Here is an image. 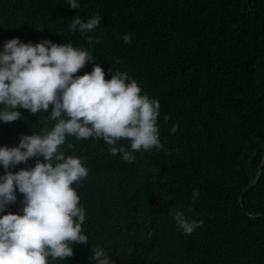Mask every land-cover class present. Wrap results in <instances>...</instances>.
Wrapping results in <instances>:
<instances>
[{
  "label": "trees",
  "instance_id": "16d2710c",
  "mask_svg": "<svg viewBox=\"0 0 264 264\" xmlns=\"http://www.w3.org/2000/svg\"><path fill=\"white\" fill-rule=\"evenodd\" d=\"M77 2L72 9L68 0H0V52L13 38L71 43L94 56L76 75L96 64L106 79L126 72L142 95L159 101L163 147L134 152L130 163L102 139L66 137L60 151L89 169L73 184L88 243L52 264H95L98 247L112 264H264V0ZM97 14L92 32L70 29L76 16L87 22ZM88 36L98 42L89 45ZM51 109L20 108L18 120L0 121V147L50 131ZM118 145L131 150L128 140ZM37 160L43 157L0 165V176ZM16 196L0 215L23 214L18 189ZM177 211L202 225L184 234Z\"/></svg>",
  "mask_w": 264,
  "mask_h": 264
},
{
  "label": "clouds",
  "instance_id": "9594fccd",
  "mask_svg": "<svg viewBox=\"0 0 264 264\" xmlns=\"http://www.w3.org/2000/svg\"><path fill=\"white\" fill-rule=\"evenodd\" d=\"M72 9L77 0H68ZM99 14L87 22L76 16L70 25L75 32H92L101 24ZM131 44V35H123ZM98 38L88 36L92 45ZM94 56L71 43L56 44L44 40L37 44L22 43L13 38L0 52V121L20 118V108L32 114L47 112L57 121L43 134L24 135L16 147H0V165L5 169L42 156L34 167L7 171L0 176V212L15 202L16 190L23 194V214L0 215V264H52L73 256L75 243L87 244L83 234L85 210L73 184L88 176L89 169L81 158L60 151L66 137L78 140L102 139L111 155L134 162V152L160 150L157 119L160 104L141 94V87L126 72H115L105 78L96 64L91 72L76 75ZM167 119V117H165ZM176 126L171 129L172 133ZM130 141L131 150L118 145ZM72 148V144H68ZM193 200L199 193L194 190ZM174 219L184 234L190 235L203 221L187 219L177 211ZM90 259L95 264H112L107 252L97 248Z\"/></svg>",
  "mask_w": 264,
  "mask_h": 264
},
{
  "label": "water",
  "instance_id": "95a60500",
  "mask_svg": "<svg viewBox=\"0 0 264 264\" xmlns=\"http://www.w3.org/2000/svg\"><path fill=\"white\" fill-rule=\"evenodd\" d=\"M256 183V182H255Z\"/></svg>",
  "mask_w": 264,
  "mask_h": 264
}]
</instances>
